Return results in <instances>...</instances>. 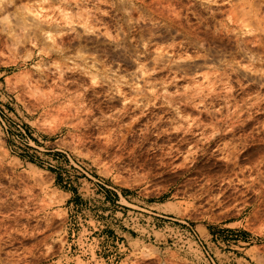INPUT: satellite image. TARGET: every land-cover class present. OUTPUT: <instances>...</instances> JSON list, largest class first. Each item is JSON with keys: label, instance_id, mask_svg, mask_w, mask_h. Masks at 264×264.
Returning <instances> with one entry per match:
<instances>
[{"label": "rangeland", "instance_id": "1", "mask_svg": "<svg viewBox=\"0 0 264 264\" xmlns=\"http://www.w3.org/2000/svg\"><path fill=\"white\" fill-rule=\"evenodd\" d=\"M1 259L264 264V0H0Z\"/></svg>", "mask_w": 264, "mask_h": 264}, {"label": "bare ground", "instance_id": "2", "mask_svg": "<svg viewBox=\"0 0 264 264\" xmlns=\"http://www.w3.org/2000/svg\"><path fill=\"white\" fill-rule=\"evenodd\" d=\"M35 17H36V16H35ZM151 31H152V30H151ZM152 32H153V31H152ZM141 34H142V33H141ZM190 34H191V33H190ZM250 48H252V47H250ZM145 49L147 50V48H145ZM146 50H145V51H146ZM254 51H255V50H254ZM142 52H144V51H142ZM27 234H28V233H27ZM23 235H24V234H23ZM23 235H22V236H23ZM9 237H10V236H9ZM28 237H29V236H28ZM11 238H12V237H11ZM16 238H17V237H16ZM16 238H15L14 240H16ZM24 238L27 239V235H26V237H24ZM17 239H18V238H17ZM11 240H13V239H11ZM11 240H10V241H11ZM14 240H13V241H14ZM10 241H9V242H10ZM14 243H15V242H14ZM0 261H2V259H1ZM0 263H1V262H0Z\"/></svg>", "mask_w": 264, "mask_h": 264}]
</instances>
